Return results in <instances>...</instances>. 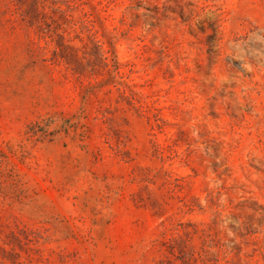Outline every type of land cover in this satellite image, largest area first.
<instances>
[{"label": "rangeland", "instance_id": "rangeland-1", "mask_svg": "<svg viewBox=\"0 0 264 264\" xmlns=\"http://www.w3.org/2000/svg\"><path fill=\"white\" fill-rule=\"evenodd\" d=\"M0 264H264V0H0Z\"/></svg>", "mask_w": 264, "mask_h": 264}, {"label": "trees", "instance_id": "trees-1", "mask_svg": "<svg viewBox=\"0 0 264 264\" xmlns=\"http://www.w3.org/2000/svg\"><path fill=\"white\" fill-rule=\"evenodd\" d=\"M211 39H213V37H211ZM212 49L210 48V51H211Z\"/></svg>", "mask_w": 264, "mask_h": 264}]
</instances>
